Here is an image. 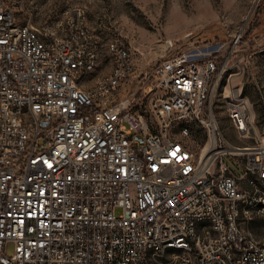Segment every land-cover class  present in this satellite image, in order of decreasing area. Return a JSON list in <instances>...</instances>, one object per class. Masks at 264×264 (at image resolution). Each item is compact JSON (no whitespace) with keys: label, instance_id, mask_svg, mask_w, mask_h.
I'll use <instances>...</instances> for the list:
<instances>
[{"label":"built area","instance_id":"built-area-1","mask_svg":"<svg viewBox=\"0 0 264 264\" xmlns=\"http://www.w3.org/2000/svg\"><path fill=\"white\" fill-rule=\"evenodd\" d=\"M106 47L112 69L87 86L101 45L80 9L56 32L0 0V264H264L246 228L264 220V140L234 145L205 112L217 60L165 57L143 107L118 97L129 45ZM228 116L255 130L242 97Z\"/></svg>","mask_w":264,"mask_h":264},{"label":"rangeland","instance_id":"rangeland-1","mask_svg":"<svg viewBox=\"0 0 264 264\" xmlns=\"http://www.w3.org/2000/svg\"><path fill=\"white\" fill-rule=\"evenodd\" d=\"M21 22L41 29L61 28L66 16L80 9L101 50L95 69L86 77L93 86L112 69L107 42L120 37L129 45L132 70L118 89L121 98L149 107L157 95L155 69L174 52L190 51L215 58L216 73L205 104L219 129L234 145L264 140V0H6ZM172 42L173 45L169 46ZM242 97L249 106L255 130L237 134L228 116V102ZM143 101V103H142ZM207 129L195 124L188 140L198 146L208 140ZM224 160L233 167L230 157ZM116 213L120 210L117 208ZM246 228L264 242V220L256 218ZM8 252H12L9 245Z\"/></svg>","mask_w":264,"mask_h":264},{"label":"bare ground","instance_id":"bare-ground-1","mask_svg":"<svg viewBox=\"0 0 264 264\" xmlns=\"http://www.w3.org/2000/svg\"><path fill=\"white\" fill-rule=\"evenodd\" d=\"M234 96L236 95V94H233ZM208 139V138H207ZM209 144H210V139H208L206 142H205V144L203 145V149H205V148H207L208 146H209Z\"/></svg>","mask_w":264,"mask_h":264}]
</instances>
